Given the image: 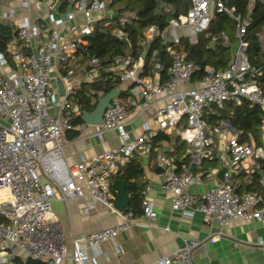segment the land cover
Here are the masks:
<instances>
[{"label":"built area","instance_id":"obj_1","mask_svg":"<svg viewBox=\"0 0 264 264\" xmlns=\"http://www.w3.org/2000/svg\"><path fill=\"white\" fill-rule=\"evenodd\" d=\"M68 1L67 8L55 17L59 0H9L8 3L0 0V22L14 26V35L7 42L12 65L0 51V115L8 119V123L0 122V264H25L27 258L61 264L68 256V242L52 203L85 195L83 213L101 203L118 213L122 221L72 236L69 255L72 264H98L100 245L106 241H112L114 251L121 252L116 237L132 226L145 223L137 219L132 209L115 208L111 178L135 151L149 150L150 141L158 131L177 130L179 138L188 145V155L195 167L209 160L217 161L218 168L224 169L222 180L198 194L188 189L203 182L200 173L189 167L170 172L162 190L172 194V209L185 216L198 211L205 222H216L220 227L243 218L255 220L264 228V93L251 77L246 54L245 34L251 17L242 16L235 6L227 4L228 0H190L188 10L170 17L166 28L148 27L144 32L146 43L158 36L167 46L170 55L167 80L159 83L141 75L142 54L136 59L130 56L114 59L112 66L124 70L120 81H133L128 89L129 97L113 98L104 111L103 122L91 126L94 136L101 138L105 131H115L122 143L89 157L82 156L77 163L69 165L63 154L64 132L76 129V137L81 138L88 125L82 121L74 127L70 121L71 116L80 113L68 99L79 87V80L73 76L77 59L84 55L87 43L84 36L106 15L112 0ZM43 9L45 15L41 13ZM214 11L234 21V37L239 44L224 69L207 66L201 77H195L199 65L175 46L182 37L195 43L198 34L207 30ZM116 34L123 37L120 30ZM220 38L229 49L235 42L224 33ZM88 66V76L96 78L101 71L100 61L91 57ZM160 67L157 61L155 68ZM54 79L60 81L65 91L62 101L56 99L51 86ZM188 83L192 85L185 86ZM157 95L168 100L153 113L156 129L144 125L140 135L132 136L128 129L130 107L141 110L137 98L148 103ZM242 98L262 112L258 145L241 141V132L234 130L228 120L209 121L227 101L239 104ZM249 159L257 161L255 171L261 192H239L233 183L236 174L251 170L246 166ZM165 164V156L159 155L158 165L165 167ZM148 189L145 186L140 191L142 214L152 219L156 211L145 198ZM217 237L218 234L211 240ZM198 244L186 240L154 264H194L191 253ZM258 244L264 246V238Z\"/></svg>","mask_w":264,"mask_h":264},{"label":"crops","instance_id":"obj_2","mask_svg":"<svg viewBox=\"0 0 264 264\" xmlns=\"http://www.w3.org/2000/svg\"><path fill=\"white\" fill-rule=\"evenodd\" d=\"M1 1L4 3L9 2V0ZM108 7L107 5L106 14L109 13ZM61 12L60 4L57 3L54 16L58 17ZM41 13L45 15V10L41 11ZM80 19L81 16L78 15L77 20L80 21ZM150 41L146 43L144 50L148 51ZM229 52L231 54V60L232 52L230 49ZM152 57L154 61L153 68L149 74L144 76L156 82L164 83L167 80L168 72L166 73V77L162 79L160 72L162 65L160 69L155 68V63L158 61L161 64L162 61L159 52L157 50L153 51ZM77 60L78 66L73 76L79 80L77 86H80L81 83L91 81L92 79L88 76L90 67L84 55ZM110 69L116 73L124 72L120 67L112 65ZM132 82V79L120 81L117 87L118 97L120 92L129 89ZM190 85L192 83H188L185 86ZM51 86L53 91H55L56 99L62 101L65 91L60 81L54 79ZM128 97L129 92H127L125 97L119 98L127 100ZM167 100L163 95L155 96L148 103H145L143 99L137 98V101L140 102L141 110L139 107H130L128 114V129L131 135L134 137L140 135L144 125H149L151 129H156L153 113L157 108L164 105ZM51 111L54 110L52 109ZM0 122L8 123V119L4 115H0ZM184 123L185 121H182V124ZM93 131V127L87 125L81 138H77V134L74 137H69L68 130L64 132L65 145L63 154L69 165L77 163L82 156L89 157L103 150L117 147L122 143L121 138L115 131H105L101 138L94 136ZM166 134L170 136L168 141H164L162 144H156L158 146L152 148L151 139V147L149 150L135 151L131 155V157H135L140 162L142 168V173L136 180L140 187L139 193L145 186L149 187L145 198L152 204L156 215L152 219H149L144 217L142 213L135 214L137 219L145 223V225L132 226L128 231L121 232L116 237L115 242L122 248V251L119 253L114 251V243L112 241L102 243L100 245L102 253L97 257L98 264H154L156 260L170 255L176 249L180 248L186 240L199 242L191 253L194 264H264V246L258 244V240L264 238V228L257 221L236 218L231 220L227 225L220 227L216 222H205L202 213L198 211L194 212L191 216H185L179 211L172 209V194L170 192H164L162 190V184L170 172H177V161L181 163L186 156L188 157L185 163H181L180 170L183 167L190 168L191 161L188 155V145L185 142L182 151H175L176 144L174 137L178 136L177 130ZM179 141L182 142L180 138ZM214 146H218V138L215 139ZM159 155L165 156V167L158 165ZM256 163V160L249 159L246 166H249L251 170L240 174L238 173L233 177V183L236 187L239 186L241 191L261 192L257 177L254 181L253 173L257 172L258 176V171H255ZM123 166L121 165L120 169ZM193 171L200 173L203 180L201 184L191 185L189 187L188 191L194 194L205 191L218 180H221L217 161L204 160L200 165L194 167ZM118 172L111 178L114 202L117 201L120 193L119 184L121 181L124 182L123 187L128 198L130 197L126 190L124 180H119L117 187H113ZM140 195L142 196L141 193ZM86 200L87 195L73 198L66 202L56 200L52 203L53 211L60 219L68 242V256L63 259L61 264H72L69 256L71 251L70 239L72 236L116 225L122 221L118 213L101 203L96 204L87 213H83L82 208L85 206ZM217 234L218 237L215 240H211Z\"/></svg>","mask_w":264,"mask_h":264},{"label":"trees","instance_id":"obj_3","mask_svg":"<svg viewBox=\"0 0 264 264\" xmlns=\"http://www.w3.org/2000/svg\"><path fill=\"white\" fill-rule=\"evenodd\" d=\"M59 1L60 9L64 11L69 1ZM227 4L235 6L242 16L251 17V24L245 34V39L248 42L246 54L251 68V77L264 93V46L260 38V31L264 25V0H228ZM189 5L190 0H112L108 4L109 7L116 6V11L111 14L107 13L98 20L91 33L84 36L87 41L83 50L84 57L88 62L91 57L97 58L100 61L101 72L91 81L81 83L68 96L74 105L73 109L80 112L78 115L70 117L74 127L82 122L81 112L83 110L91 111L94 108L97 97L118 87L120 73L110 69L114 59L126 56L136 59L145 49V30L150 26H155L160 30L166 28L169 18L185 13ZM115 13L117 14L116 18L113 17ZM121 17L125 18V21H121ZM13 27V24L9 22H0V51L5 54L11 65L7 42L14 35ZM117 30L121 31L122 38L117 36ZM229 30L231 31L229 32ZM234 31V21L226 14L214 11L207 30L198 34L195 43H190L186 37H182L175 47L183 52L187 59L199 65L200 69L199 72H196L195 77H201L207 66H212L217 70L226 67L231 54L229 48L222 43L220 35L224 33L230 41L234 42ZM166 47V45L163 46L160 37L154 36L151 39L143 60L141 75L150 73L154 65L152 53L157 50L162 60L160 70L162 79L166 77L170 66ZM127 92L128 90L120 92L119 97H125ZM262 118L260 108L246 98H242L239 104L227 101L222 109H218L209 117V121L213 123L217 119L228 120L234 130L241 132L239 135L241 141H253L258 145L260 144L259 129ZM68 131L69 137H74L77 134L76 129ZM169 139L168 134L162 131L156 132L152 137V148ZM174 141L175 151H182L184 142H180L178 136L174 137ZM187 158L186 156L181 163H185ZM181 163L177 161V172L180 170ZM141 173L140 162L135 157H131L121 167L113 184V187L116 188L119 180L125 181L126 190L130 195L127 209H132L134 214H140L143 211L140 187L136 181ZM253 175L254 181L256 177L258 180L257 172H254ZM237 190L240 192L241 188L238 186Z\"/></svg>","mask_w":264,"mask_h":264},{"label":"water","instance_id":"obj_4","mask_svg":"<svg viewBox=\"0 0 264 264\" xmlns=\"http://www.w3.org/2000/svg\"><path fill=\"white\" fill-rule=\"evenodd\" d=\"M113 17L116 18L117 14L115 13L113 15ZM238 44H239V41L236 40L231 45L230 51L232 53L236 52ZM146 52H147L146 50H144L142 52L143 57H145ZM117 96H118L117 88H112L110 91L100 95L99 97H97L96 104L91 111L83 110L81 112V120L88 125L101 124L103 122V114H104L105 109L111 105L112 99L117 97ZM194 167H195L194 163H191L190 164V170L193 171ZM263 168H264V161H263ZM223 172H224V169L220 170V172H219V177L221 180H222ZM123 185H124V182L121 181L119 184L120 193L117 197V201L114 202V206L120 211H124V209L127 207L128 203H129V198L127 196V193H126ZM25 264H46V263L39 261V260L27 258L25 261Z\"/></svg>","mask_w":264,"mask_h":264},{"label":"rangeland","instance_id":"obj_5","mask_svg":"<svg viewBox=\"0 0 264 264\" xmlns=\"http://www.w3.org/2000/svg\"><path fill=\"white\" fill-rule=\"evenodd\" d=\"M108 9H109L108 12L111 14V13H114L116 11L117 7L113 6V7H109ZM230 31L231 30H229V32ZM260 38H261V43L264 46V25L262 26L261 31H260Z\"/></svg>","mask_w":264,"mask_h":264}]
</instances>
